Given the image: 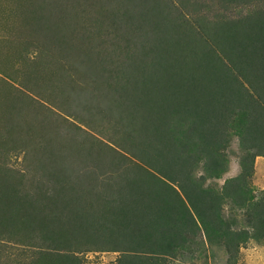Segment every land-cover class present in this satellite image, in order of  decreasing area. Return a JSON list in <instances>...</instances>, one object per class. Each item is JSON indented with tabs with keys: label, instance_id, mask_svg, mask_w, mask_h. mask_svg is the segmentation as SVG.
<instances>
[{
	"label": "trees",
	"instance_id": "16d2710c",
	"mask_svg": "<svg viewBox=\"0 0 264 264\" xmlns=\"http://www.w3.org/2000/svg\"><path fill=\"white\" fill-rule=\"evenodd\" d=\"M0 23V237L25 243L19 264L264 244V0H2ZM233 140L240 174L205 186Z\"/></svg>",
	"mask_w": 264,
	"mask_h": 264
},
{
	"label": "rangeland",
	"instance_id": "374dc122",
	"mask_svg": "<svg viewBox=\"0 0 264 264\" xmlns=\"http://www.w3.org/2000/svg\"><path fill=\"white\" fill-rule=\"evenodd\" d=\"M2 0H0L1 3ZM3 23H0V28ZM17 24L13 25L12 29L17 28ZM1 30V29H0ZM33 55V54H32ZM34 56V55H33ZM23 153H21L22 155ZM239 149L237 141L233 140L229 149L227 150L228 165L224 173L217 178H210L206 180L205 186L212 187L217 191H221L224 183L237 177L241 172L239 162ZM15 153L12 154V162L10 166L15 170L23 169L21 167V158L14 159ZM248 182L252 190V196L255 200L260 198V192L264 190V157H256L251 164V172L248 176ZM8 189V188H7ZM4 191V190H3ZM17 189L9 190L10 199L14 200L16 196H23L25 198V189L21 193L15 194ZM4 197L5 194H0ZM25 203V202H23ZM20 202L14 203L9 206L2 208L3 212H8L12 208L18 210ZM233 206L225 205L223 209L224 217L232 222L233 228L240 226H247L249 223L248 215L245 211L238 208H231ZM23 209V206H22ZM25 209V206H24ZM0 237V264H19L21 260L25 262V243L22 246L14 245L12 243L2 242ZM17 245V246H16ZM120 254L117 252L110 251H91L78 254L82 264H117L120 259ZM36 263L43 262L41 256H34ZM165 264H264V244L248 239L241 243L237 249L228 247H219L214 245L210 248L206 246L202 237L198 236L190 241L184 248L177 251L174 257H172Z\"/></svg>",
	"mask_w": 264,
	"mask_h": 264
}]
</instances>
